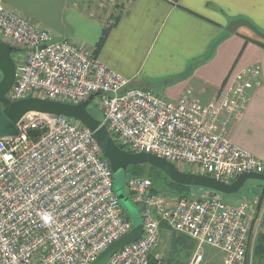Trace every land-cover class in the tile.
<instances>
[{"label": "built area", "instance_id": "1", "mask_svg": "<svg viewBox=\"0 0 264 264\" xmlns=\"http://www.w3.org/2000/svg\"><path fill=\"white\" fill-rule=\"evenodd\" d=\"M0 41L22 53L13 58L11 102L79 105L98 95L101 126L130 153L151 154L182 172L193 169L227 184L245 173L264 174V161L233 144L228 128L242 117L249 89L260 84V66L242 71L226 93L201 106L191 90L168 102L131 88L85 46L57 39L2 1ZM17 129L18 136L0 138V264L93 263L134 228L94 133L73 119L35 113ZM127 187L141 207L143 235L108 264H151L164 226L199 248L218 249L222 264H248L264 225L258 198L230 206L219 193L165 197L141 177L129 178ZM202 262L197 252L191 264Z\"/></svg>", "mask_w": 264, "mask_h": 264}, {"label": "crops", "instance_id": "2", "mask_svg": "<svg viewBox=\"0 0 264 264\" xmlns=\"http://www.w3.org/2000/svg\"><path fill=\"white\" fill-rule=\"evenodd\" d=\"M0 1L57 39L93 53L104 30L114 25L99 61L129 80L131 88L168 102L191 90L206 106L226 93L242 71L260 66V84L249 89L242 117L228 128L233 144L264 161V40L248 28L228 31L231 23L245 20L264 33V0H122L128 8L109 22L96 5L89 16L69 0ZM153 262L162 264L154 255Z\"/></svg>", "mask_w": 264, "mask_h": 264}, {"label": "water", "instance_id": "3", "mask_svg": "<svg viewBox=\"0 0 264 264\" xmlns=\"http://www.w3.org/2000/svg\"><path fill=\"white\" fill-rule=\"evenodd\" d=\"M240 28L250 29L258 38L264 40V33L245 20L231 23L228 31L236 33ZM17 52L19 50L0 41V72L2 74V80L0 81V105H2L0 110V138L18 136L17 125L28 114L64 116L75 120L94 133V139L102 148L104 156L110 164L113 179L118 172L126 174V171L131 166H149L162 171L171 182L177 185L189 188H203L221 195L238 194L250 180L264 183V174L245 173L233 183L227 184L214 177L182 172L166 159L151 154H135L124 150L113 140L107 127L101 126V121L97 120L89 111L90 105L98 95L90 97L79 105L37 98L11 102L7 95L16 82L17 71L13 54ZM117 196L120 202L121 200H126V196L123 194ZM143 230V224L134 225L133 230L128 235L112 244L91 264H108L116 253L126 246L137 242L143 235Z\"/></svg>", "mask_w": 264, "mask_h": 264}, {"label": "rangeland", "instance_id": "4", "mask_svg": "<svg viewBox=\"0 0 264 264\" xmlns=\"http://www.w3.org/2000/svg\"><path fill=\"white\" fill-rule=\"evenodd\" d=\"M70 4L76 3L77 12L80 13V8L85 10L84 12L87 15H90L92 12V6L96 5L100 7V9L106 12L107 21H112L113 17L121 10H125L128 8V3L122 0H69ZM101 2V6L100 5ZM127 4V5H126ZM21 55V52H17L13 54V58L16 59ZM2 80V74L0 72V81ZM91 114L99 121L103 120V113L100 107L97 105V99L89 107ZM185 173H195L193 169H184ZM129 174H125L124 172H118L114 175V190L117 195H125L126 200H121V205L125 209L126 215L133 222L135 226L143 224L144 218L141 207L136 204L132 198V196L128 192V181ZM159 184L160 194L165 197H171V194L166 192V188L164 187V183ZM264 185L263 182L250 180L248 181L242 190L235 195H223V200L226 204L230 206H235L242 202H253L255 199H259L261 194L259 190V186ZM210 190L203 188H193L188 192V196H194L197 198H203L210 195ZM204 193V194H202ZM264 205V202L263 204ZM258 237V236H257ZM257 238L255 240L256 244ZM255 246V245H254ZM254 248L250 251L248 264H252L253 261V251ZM199 252L203 255V262L201 264H222L223 253L218 249H215L209 245H204L202 247H198V245L192 241H187L183 236L171 231V230H163L160 234V241L158 249L153 253L154 256L157 257L158 260L162 262V264H191L195 254Z\"/></svg>", "mask_w": 264, "mask_h": 264}, {"label": "trees", "instance_id": "5", "mask_svg": "<svg viewBox=\"0 0 264 264\" xmlns=\"http://www.w3.org/2000/svg\"><path fill=\"white\" fill-rule=\"evenodd\" d=\"M177 2L178 0H176L174 3H177ZM113 26L114 25L111 24L108 28L104 30L102 37L100 38V41L97 44L96 51L93 53L94 57L97 58V54L99 50L103 47L104 43L106 42L110 34L111 28ZM261 45L264 46L263 44ZM33 134L35 137H37L40 134V132H36ZM126 174H129L130 178L131 177H141V178L151 180L154 186V189H153L154 193H160L159 184H162L161 182H163L164 187L167 190L166 192L170 193L171 197L188 196L189 195L188 192L193 189L189 187H183V186H180V185H177L171 182L162 171L155 169V168H151L149 166H131L126 171ZM209 192L210 194L214 193L212 191H209ZM259 200H260V206H261V204H263L264 202V190L261 192L259 196ZM253 251L254 252H253L252 264H264V233L262 232L259 233ZM151 264H156L153 262V256L151 258Z\"/></svg>", "mask_w": 264, "mask_h": 264}, {"label": "flooded vegetation", "instance_id": "6", "mask_svg": "<svg viewBox=\"0 0 264 264\" xmlns=\"http://www.w3.org/2000/svg\"><path fill=\"white\" fill-rule=\"evenodd\" d=\"M2 109V105H0V110Z\"/></svg>", "mask_w": 264, "mask_h": 264}]
</instances>
